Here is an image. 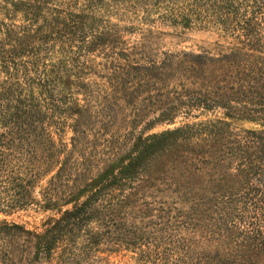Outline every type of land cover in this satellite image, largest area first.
I'll use <instances>...</instances> for the list:
<instances>
[{
    "label": "trees",
    "instance_id": "1",
    "mask_svg": "<svg viewBox=\"0 0 264 264\" xmlns=\"http://www.w3.org/2000/svg\"><path fill=\"white\" fill-rule=\"evenodd\" d=\"M243 1L247 9L248 0ZM252 4L264 12V0H252ZM210 5L212 17L222 30L241 38V42L246 40L242 46L216 54L163 53L159 60L144 52L130 60L119 52L118 72L114 70L119 80L115 85L128 95L138 87L169 90L171 86L168 100L179 104L166 105L154 120L162 123L174 122L181 112L186 120L218 110L224 118L264 122V46L257 50L248 38L257 22L241 18L237 7L230 9V0H211ZM90 36L88 47L104 39L103 33ZM244 49L247 53L242 52ZM69 84L70 78L63 74L0 79V209L15 212L36 203V182L54 163L58 169L42 193L44 207L72 203L59 218L47 222L42 234L33 235L22 225L0 222L2 249L12 237L32 235L36 238L33 260L45 259L71 231L96 215L107 216L114 211L120 215V209L131 207V197L146 186L159 193L192 195L187 213L196 222L176 223L179 213L171 215L169 207L161 231L170 235L180 230L196 231L198 242L205 239L213 245V252L203 253L192 250L193 241L183 239L175 246L178 264H264V130H246L243 137H237L222 119L198 123L182 120L177 127L137 135L128 153L106 164L82 186L55 196L51 184L64 174L67 161L56 159L48 125L63 109L75 111L78 117L84 112L67 102L64 92ZM74 84L84 87L77 79ZM235 101L241 106H233ZM212 169L218 170L219 177L209 179L210 187L205 188L200 178ZM124 187L131 190L124 192ZM133 229L132 235L145 241L148 233L144 228ZM6 252L0 250V264L11 260Z\"/></svg>",
    "mask_w": 264,
    "mask_h": 264
},
{
    "label": "rangeland",
    "instance_id": "2",
    "mask_svg": "<svg viewBox=\"0 0 264 264\" xmlns=\"http://www.w3.org/2000/svg\"><path fill=\"white\" fill-rule=\"evenodd\" d=\"M210 3L211 0H0V79L68 75L71 84L64 92L67 102L84 109L78 117L75 111L65 112L62 108L58 118L48 125L56 159L67 161L64 174L51 184L52 194L58 196L73 186H82L106 164L128 153L137 135L174 128L182 120L198 123L222 119L237 137H243L246 130H264V122L224 118L220 110L186 120L181 112L171 123L154 121L168 103L179 104L168 100L171 86L169 90L138 87L128 95L115 85L119 80L115 77L119 52L130 60L133 55L139 58V52L159 60L163 53L216 54L242 46L246 42L243 37L241 42V38L217 24ZM243 3L230 0V9L237 7L241 18L257 22L248 38L259 50V45L264 46V12L252 7V0H248L247 9ZM97 33H103L104 39L88 47L90 35ZM76 79L84 87H77ZM241 104L233 102V106ZM55 165L36 182V203L15 212L0 209V222L22 225L33 235L42 234L50 219L59 218L62 211L72 207V203L44 207L42 193L56 174ZM217 171L212 169L202 175L200 184L209 188V179L219 177ZM130 190L123 188L124 192ZM191 196L159 193L142 186L131 197V207L121 208L120 215L116 211L96 215L71 231L45 259L33 260L35 236L10 238L4 246L11 258L8 264H178L175 246L183 239L194 242L192 250L211 253L213 245L205 239L198 242L196 231L180 230L170 235L160 230L165 227L169 207L171 215L179 213L176 223L196 222L187 213ZM135 226L148 233L145 241L132 235ZM4 249L0 245V250Z\"/></svg>",
    "mask_w": 264,
    "mask_h": 264
}]
</instances>
